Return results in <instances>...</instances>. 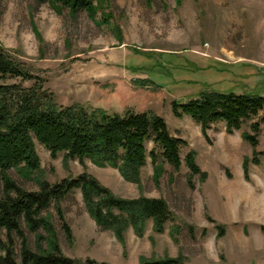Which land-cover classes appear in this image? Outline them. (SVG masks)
Segmentation results:
<instances>
[{
  "label": "rangeland",
  "instance_id": "rangeland-1",
  "mask_svg": "<svg viewBox=\"0 0 264 264\" xmlns=\"http://www.w3.org/2000/svg\"><path fill=\"white\" fill-rule=\"evenodd\" d=\"M100 0L94 14L38 5L34 0H0V46L33 77L10 78L0 84H34L52 93L57 104L101 108L108 113L126 110L153 112L163 118L169 133L185 141L180 169L150 159L141 168L139 183L125 181L116 169L97 167L88 160L52 158L34 141L50 184L85 173L121 199H162L172 219L162 233L149 220L141 236L127 228L119 240L101 230L88 215L79 190L58 207L51 205L49 220L61 254L85 263L138 264L142 260L181 258L184 264H264V156L249 164L244 180L242 160L251 147L241 138L250 122L227 134L224 124H213L207 139L189 117L175 118L171 102H185L206 85L236 93L257 92L264 81V0ZM159 59L171 74L153 71ZM142 65L145 70L127 69ZM147 69V71H146ZM135 71V72H134ZM149 78L161 88H141L133 79ZM264 95V93H263ZM257 151L264 153V126ZM160 159L161 149L151 142ZM204 179L190 175L184 164L189 152ZM10 177L24 190L37 191L31 181L13 170ZM71 236L66 235V229ZM32 252L49 251L48 234L24 231ZM3 243L19 260L21 242Z\"/></svg>",
  "mask_w": 264,
  "mask_h": 264
},
{
  "label": "trees",
  "instance_id": "trees-1",
  "mask_svg": "<svg viewBox=\"0 0 264 264\" xmlns=\"http://www.w3.org/2000/svg\"><path fill=\"white\" fill-rule=\"evenodd\" d=\"M34 1L38 5L68 9L72 15L80 11L92 15L100 2ZM141 56L152 60L153 71L171 74L165 61L163 63L153 58L152 54ZM127 69L145 70L142 65H131ZM10 78L23 81L33 79L0 46V81ZM132 84L141 88H161L149 78L133 79ZM260 85L262 88L257 92L242 93H236L235 89L217 90L206 85L185 102H171L172 115L177 119L189 117L199 126L206 139L207 131L215 123H223L225 132L233 134L250 122V133L241 134L242 140L252 149L251 157L242 160V174L246 181L249 178V164L258 166L259 156H264L256 149L260 126H264V81ZM34 141L43 146L52 158L63 153L64 161L76 160L82 164L88 160L97 167H111L125 181L135 184L139 183L140 170L148 159L156 178L159 164H166L177 172L182 163L180 150L186 145L182 139L172 136L165 120L153 112L126 110L118 114L79 104L62 106L55 102L52 93L40 85L24 88L20 84H0V264H98L63 256L55 242L56 236L50 222L43 215L54 205L57 214L62 217L58 205L74 190L80 191L85 209L98 228L112 231L119 240L127 228H132L137 236H141L149 220L152 221L153 230L162 233L165 224L172 219L164 200L115 197L85 173L50 184L43 178ZM147 142L161 149L160 159L154 149L147 151ZM183 161L190 175H198L201 180L206 177V173L197 165L193 151H189ZM9 170L15 171L22 180L33 182L37 191L29 192L21 188L10 177ZM65 229L66 235L71 236L69 230ZM25 230L33 234L43 230L48 234L49 251L29 250L25 243ZM12 236L21 242L20 263L16 260L14 249L2 241L3 237L10 241ZM138 264H184V261L165 257L142 260Z\"/></svg>",
  "mask_w": 264,
  "mask_h": 264
}]
</instances>
